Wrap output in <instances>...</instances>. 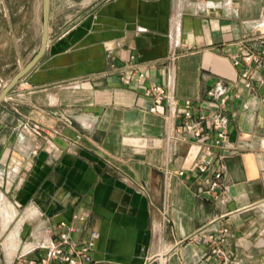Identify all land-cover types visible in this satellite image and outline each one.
Returning a JSON list of instances; mask_svg holds the SVG:
<instances>
[{
  "label": "crops",
  "instance_id": "crops-1",
  "mask_svg": "<svg viewBox=\"0 0 264 264\" xmlns=\"http://www.w3.org/2000/svg\"><path fill=\"white\" fill-rule=\"evenodd\" d=\"M37 23L36 0H0V94L5 69L18 73L40 50ZM247 51L264 53V0H97L81 16L51 12L45 55L0 103V134L12 129L0 164L18 173L4 192L30 214L0 264H18L63 221L73 240L96 234L100 262L214 264L194 235L226 226L229 256L218 264H264V67L246 88L234 60ZM172 68L180 101L204 100L219 83L240 94L206 109L229 120L222 191L194 170L206 154L182 134L183 118L149 111L145 88L169 86Z\"/></svg>",
  "mask_w": 264,
  "mask_h": 264
},
{
  "label": "built area",
  "instance_id": "built-area-1",
  "mask_svg": "<svg viewBox=\"0 0 264 264\" xmlns=\"http://www.w3.org/2000/svg\"><path fill=\"white\" fill-rule=\"evenodd\" d=\"M172 46L169 60L175 64L179 53L176 50V43ZM234 64L236 66L243 64L246 67L242 71L241 78L245 87L250 89L254 74L264 67V53L247 51L237 57ZM142 67L143 65H138L136 69L139 79L145 77ZM121 80L126 85L131 83L129 77H121ZM143 95L151 101L149 108L151 113H157L158 108L164 105L169 112V118H172L173 115L183 118L182 134L197 141L204 148L206 154L205 158L194 167V170L209 177L210 192L222 191L224 189L222 183L223 160L227 156L224 150L229 137L227 130L229 120L221 113H209L206 109L211 104L217 109H223L230 99L239 98L240 94H232L223 83H219L207 91L204 100L185 99L180 101L174 95V68H172L169 86L146 87ZM31 130L35 134H41V128L38 125L33 126ZM171 138L172 136H168V140ZM52 148L55 149V145H52ZM184 174V171L179 172L181 176ZM75 220L84 221L85 217L80 214L75 215ZM73 231L75 228L72 225H68L65 221L59 223L50 239L38 240L35 246L22 254V260L18 264H116L95 260L93 257L95 233H91L90 239L87 241H76L71 237ZM194 237L209 247V257L214 259V264L226 262L229 256L226 248L231 237L229 227L205 228ZM29 252L35 253V256L28 258Z\"/></svg>",
  "mask_w": 264,
  "mask_h": 264
},
{
  "label": "rangeland",
  "instance_id": "rangeland-1",
  "mask_svg": "<svg viewBox=\"0 0 264 264\" xmlns=\"http://www.w3.org/2000/svg\"><path fill=\"white\" fill-rule=\"evenodd\" d=\"M27 0H20V5L26 3ZM31 1V0H30ZM97 2V0H52V15L53 17L59 18V17H64L65 15H73V16H81L82 13H86L89 11L92 6ZM36 5H37V15H38V23L36 25L37 28V44L36 47L37 49L40 48L41 42H42V35L44 32V0H36ZM26 45H23L21 49H27V43ZM26 54L27 51H26ZM26 54H22L24 57H26ZM32 60V59H31ZM17 75V72H11L8 68L5 69V76H4V90L5 88L9 85V83L12 81V79ZM3 90V91H4ZM9 102H13L10 101ZM12 132V129H4L2 133L0 134V139H6L9 138L11 135L10 133ZM2 152V150L0 149ZM16 173V167L11 166L10 164L4 165L0 164V192L5 194V190L8 189L9 192H12L13 187L12 182H11V176L14 177ZM6 195V194H5ZM7 197V196H6ZM9 200V198H7ZM10 201V200H9ZM11 202V201H10ZM18 210V216L16 219V222H14L11 225V228L7 231H3L0 229V255L4 253V251L9 254V251L6 250V243L8 236L10 235L11 231L13 228L16 226V224L21 220L22 214L21 211L16 207ZM11 254H14L11 252Z\"/></svg>",
  "mask_w": 264,
  "mask_h": 264
},
{
  "label": "water",
  "instance_id": "water-1",
  "mask_svg": "<svg viewBox=\"0 0 264 264\" xmlns=\"http://www.w3.org/2000/svg\"><path fill=\"white\" fill-rule=\"evenodd\" d=\"M52 0H44V32L43 40L40 50L33 57V59L23 67L17 75L12 79L5 90L0 94V103L6 100L11 91L37 66L46 53L49 39H50V18H51ZM2 158V152L0 151V161Z\"/></svg>",
  "mask_w": 264,
  "mask_h": 264
},
{
  "label": "bare ground",
  "instance_id": "bare-ground-1",
  "mask_svg": "<svg viewBox=\"0 0 264 264\" xmlns=\"http://www.w3.org/2000/svg\"><path fill=\"white\" fill-rule=\"evenodd\" d=\"M16 206L10 202L6 195L0 192V229L3 231H7L11 228V225L16 222L17 216L19 215ZM30 216L29 212H27L24 216H22L21 220L16 224V226L11 231L8 236L6 243V250L9 253H13V251L17 250L19 244V235L22 223L26 218ZM163 257V256H162Z\"/></svg>",
  "mask_w": 264,
  "mask_h": 264
}]
</instances>
